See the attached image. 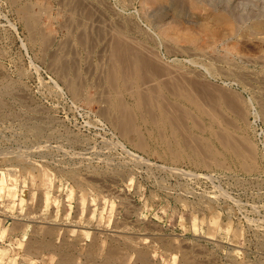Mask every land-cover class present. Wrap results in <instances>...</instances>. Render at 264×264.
I'll return each mask as SVG.
<instances>
[{"label": "rangeland", "instance_id": "374dc122", "mask_svg": "<svg viewBox=\"0 0 264 264\" xmlns=\"http://www.w3.org/2000/svg\"><path fill=\"white\" fill-rule=\"evenodd\" d=\"M63 262L264 264V0H0V264Z\"/></svg>", "mask_w": 264, "mask_h": 264}, {"label": "bare ground", "instance_id": "6f19581e", "mask_svg": "<svg viewBox=\"0 0 264 264\" xmlns=\"http://www.w3.org/2000/svg\"><path fill=\"white\" fill-rule=\"evenodd\" d=\"M31 131H32V130H31ZM36 133H37V132H36ZM37 134H38V133H37ZM40 190H41V189H40ZM8 191H10V190H8ZM8 193H9V192H8ZM8 193H7V194H8ZM42 193H43V192H42ZM44 194H45V191H44ZM81 196H82V195H81ZM38 198H39V197H38ZM46 198H47V197H46ZM46 198H45V199H46ZM45 199H44V200H45ZM9 200H10V199H9ZM46 201H47V200H46ZM83 201H84V200H83ZM41 203H42V201H41ZM81 203H82V202H81ZM46 204H47V203H46ZM48 204L51 205L50 202H49ZM43 205H44V204H43ZM40 206H41V204H40ZM44 206H45V205H44ZM47 206H49V205H47ZM40 208H41V207H40ZM40 210H41V209H40ZM41 211H42V210H41ZM35 212H36V211H35ZM33 213H34V212H33ZM28 214H29V213H28ZM47 216H48V215H47ZM47 216H46V218H47ZM45 230H46V229H45ZM55 230H56V229H55ZM48 231H49V230H48ZM50 232H51V231H50ZM43 233H44V232H43ZM46 233H48V232H46ZM52 233H53V232H52ZM44 234H45V233H44ZM49 235H50V234H49ZM55 235H56V234H54V236H55ZM33 238H34V237H33ZM42 238H43V237H42ZM45 238H46V237H45ZM50 238H51V237H50ZM50 238H47V240H48V239L50 240ZM54 238H55V237H54ZM35 239H36V238H35ZM37 239H38V238H37ZM127 239H128V238H127ZM31 240H32V239H31ZM31 240H30V241H31ZM33 240H34V239H33ZM41 240H42V239H41ZM43 240H44V239H43ZM142 240H143V239H142ZM60 241H61V240H60ZM125 241H126V240H125ZM36 242H37V241H36ZM36 242H34V243H36ZM40 242H41V241H40ZM53 242H54V241H53ZM101 242H102V241H101ZM132 243H133V242H132ZM37 244H39V242H38ZM43 244H45V243H43ZM55 244H56V243H55ZM55 244H54V245H55ZM64 244H65V243H64ZM112 244H113V243H112ZM45 245H46V244H45ZM48 245H50V244H48ZM51 245H52V244H51ZM66 245H67V244H66ZM66 245H65V246H66ZM116 245H117V244H116ZM126 245H127V244H126ZM131 245H132V244H131ZM131 245H128V246L131 247ZM136 245H137V244H136ZM52 246H53V245H52ZM52 246H51V247H52ZM59 246H60V245H59ZM65 246H63V249L65 248ZM132 246H133V245H132ZM27 247H28V246H27ZM69 247H71V246L69 245ZM87 247H88V245H87ZM124 247H126V246L124 245ZM136 247H137V246H136ZM161 247H162V246H161ZM28 248H29V247H28ZM28 248H27V249H28ZM42 248H43V247H42ZM44 248H45V247H44ZM44 248H43V249H44ZM53 248H55V247H53ZM61 248H62V246H61ZM71 248H72V247H71ZM90 248H91V247H90ZM104 248H105V247H104ZM104 248H103V249H104ZM112 248H113V247H112ZM112 248H111V249H112ZM39 249H40V248H39ZM43 249H42V251H43ZM48 249H51V248L48 247ZM82 249H83V248H82ZM101 249H102V247H101ZM135 249H137V248H135ZM162 249H163V247H162ZM29 250H30V249H29ZM64 250H65V249H64ZM137 250H138V249H137ZM137 250H136V251H137ZM160 250H161V249H160ZM170 250H172V249H170ZM182 250H183V249H182ZM34 251H35V249H34ZM65 251H66V250H65ZM97 251H98V249H97ZM99 251H100V250H99ZM101 251H102V250H101ZM121 251H122V250H121ZM121 251H120V253H122ZM161 251H162V250H161ZM28 252H30V251H28ZM28 252H27V253H28ZM60 252H61V251H60ZM62 252H63V251H62ZM71 252H72V251H71ZM84 252H85V251H84ZM118 252H119V251H118ZM166 252H167V251H165V253H166ZM169 252H170V251H169ZM169 252H168V253H169ZM58 253H59V252H58ZM97 253H98V252H97ZM97 253H96V255H97ZM53 254H54V253H53ZM125 254H126V253H125ZM125 254H124V255H125ZM139 254H140V253H139ZM31 255H35V254H31ZM60 255H61V254H60ZM66 255H67V254H66ZM88 255H89V254H88ZM96 255H95V256H96ZM124 255H123L122 257H125V256H126V255H125V256H124ZM140 255H141V254H140ZM146 255H147V254H146ZM149 255H150V254H149ZM149 255H147V256H149ZM164 255H166V254H164ZM170 255H171V254H170ZM181 255H182V254H181ZM184 255H185V254H183V257H184ZM187 255H188V254H187ZM74 256H75V255H74ZM93 256H94V255H93ZM106 256H108V255H106ZM119 256H120V255H119ZM143 256H144V255H143ZM143 256H142V257H143ZM147 256H146V257H147ZM64 257H65V256H64ZM90 257H92V256H90ZM167 257H168V256H167ZM170 257H171V256H170ZM59 258H61V257H59ZM67 258H68V257H67ZM70 258H71V256H70ZM113 258H114V257H113ZM125 258L127 259V256H126ZM125 258H124V260H126ZM143 258H144V257H143ZM184 258H185V257H184ZM191 258H192V257H191ZM63 259H64V258H63ZM68 259H69V258H68ZM121 259H123V258H121ZM181 259H182V256H181ZM185 259H188V258L186 257ZM185 259H184V260H185ZM189 259H190V256H189ZM189 259H188L187 261H190ZM74 260H75V259H74ZM90 260H91V259H90ZM93 260H94V259H93ZM93 260H92V261H93ZM104 260H105V259H104ZM104 260H103V261H104ZM109 260H112V259H109ZM124 260H123V262H124ZM139 260H140V257H139ZM142 260H143V259H142ZM145 260H146V259H145ZM191 260H192V259H191ZM63 261H64V260H63ZM107 261H108V260H107ZM117 261H119V260H117ZM137 261H138V260H137ZM181 261H182V260H181ZM181 261H180V262H181ZM60 262H61V261H60ZM66 262H67V261H66ZM70 262H71V261H70ZM78 262H79V261H78ZM83 262H84V261H83ZM96 262H97V260H96ZM101 262H102V261H101ZM105 262H106V260H105ZM144 262H145V261H144ZM147 262H148V261H147ZM149 262H150V260H149ZM192 262H193V261H192ZM63 263H64V262H63ZM76 263H77V262H76ZM80 263H81V262H80ZM89 263H90V262H89ZM108 263H109V262H108ZM108 263H107V264H108ZM185 263H186V262H185ZM56 264H58V263H56ZM60 264H61V263H60ZM64 264H65V263H64ZM69 264H70V263H69ZM72 264H73V263H72ZM81 264H82V263H81ZM86 264H87V263H86ZM93 264H94V263H93ZM98 264H100V263H98ZM103 264H104V263H103ZM111 264H112V262H111ZM140 264H142V263H140ZM181 264H182V263H181ZM189 264H190V263H189Z\"/></svg>", "mask_w": 264, "mask_h": 264}]
</instances>
